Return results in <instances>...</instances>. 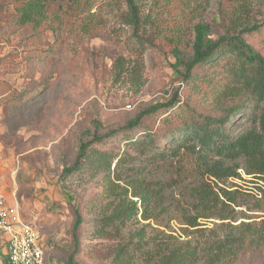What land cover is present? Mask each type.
Wrapping results in <instances>:
<instances>
[{
	"label": "rangeland",
	"instance_id": "rangeland-1",
	"mask_svg": "<svg viewBox=\"0 0 264 264\" xmlns=\"http://www.w3.org/2000/svg\"><path fill=\"white\" fill-rule=\"evenodd\" d=\"M135 1L140 15L136 27L128 23L124 0H90L86 12L70 19L56 41L45 31L35 43L28 40L31 32L15 26V4L0 0V196L23 225L39 234L46 264H68L75 250L77 214L83 223L77 232L76 264H111L116 249L141 229L146 238L160 236L159 232L182 236L187 182L168 188L164 209L151 213L149 220L138 215L124 225L119 221L107 225L103 219L107 204L117 202L127 182L168 184L176 181L180 170L175 156L140 155L126 139L141 131L123 129L140 110L166 103L176 93L186 101L197 89L194 82L183 80L180 61L192 55L198 24L207 25L215 41L261 25L264 19V0ZM229 11L235 16L230 27L224 22ZM90 18L97 27L86 33ZM256 48L264 52V45ZM193 103L197 108L203 105ZM154 122L158 124L157 119ZM112 131L90 149L104 159L94 164L88 160L80 171L63 173L74 163L80 141ZM114 159H121L117 168ZM238 175L219 186L249 194L252 201L260 199L264 182L242 171ZM109 181L118 187L108 195ZM233 209L232 225L264 219V214L248 212L244 206ZM217 223L200 221L207 229ZM6 257L7 243L0 234V264Z\"/></svg>",
	"mask_w": 264,
	"mask_h": 264
},
{
	"label": "trees",
	"instance_id": "trees-1",
	"mask_svg": "<svg viewBox=\"0 0 264 264\" xmlns=\"http://www.w3.org/2000/svg\"><path fill=\"white\" fill-rule=\"evenodd\" d=\"M124 1L128 23L136 27L140 21L136 1ZM89 2L11 0L17 13L15 26L31 32L28 40L35 39V43L41 41L45 31H50L56 41L70 19L86 12ZM218 2L230 4V0ZM234 21V12H227L225 25L230 27ZM85 27L86 33L91 32L97 23L90 18ZM258 44L264 45V19L261 25L244 27L215 41L209 37L208 26L198 24L194 28L192 55L180 61L183 80L194 82L197 89L186 101L181 102L176 93L166 103L142 109L126 124L123 130L127 133L141 131L134 138L128 135L127 144L152 159L175 156L180 170L176 173L178 179L168 184L127 182L117 202L107 204L103 218L107 225L115 221L124 225L138 215L144 221L151 219V213L164 209L165 191L184 182L182 199L188 208H180L184 210L182 236L159 232L160 236L146 238L141 229L128 244L116 249L111 264H244L264 260V219L232 225L233 206L264 214V190L260 199L252 201L249 194L219 186L238 179L241 168L246 175L264 182V52L256 48ZM193 101L203 105L197 108ZM113 133L101 137L94 134L90 141H80L74 163L63 173L80 171L88 160L94 164L104 159L103 154L90 149ZM114 161L115 168L119 167L121 159ZM116 181L120 178L116 177ZM113 187L118 186L109 181L108 195L114 193ZM211 219L219 223L212 229L201 228L200 221ZM82 223L77 214L73 225L75 250L68 264H76L73 257ZM2 264H9L7 257Z\"/></svg>",
	"mask_w": 264,
	"mask_h": 264
},
{
	"label": "built area",
	"instance_id": "built-area-1",
	"mask_svg": "<svg viewBox=\"0 0 264 264\" xmlns=\"http://www.w3.org/2000/svg\"><path fill=\"white\" fill-rule=\"evenodd\" d=\"M0 234L5 236L9 264H46L39 234L23 225L1 196Z\"/></svg>",
	"mask_w": 264,
	"mask_h": 264
},
{
	"label": "crops",
	"instance_id": "crops-1",
	"mask_svg": "<svg viewBox=\"0 0 264 264\" xmlns=\"http://www.w3.org/2000/svg\"><path fill=\"white\" fill-rule=\"evenodd\" d=\"M4 236V235H3ZM5 237V236H4ZM6 241V240H5ZM8 258V257H7Z\"/></svg>",
	"mask_w": 264,
	"mask_h": 264
}]
</instances>
